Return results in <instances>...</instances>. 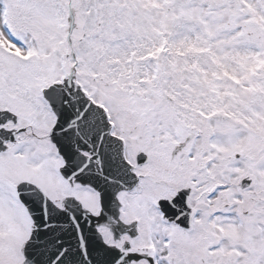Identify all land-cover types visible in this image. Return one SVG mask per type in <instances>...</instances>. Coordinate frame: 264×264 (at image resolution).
Instances as JSON below:
<instances>
[{
    "label": "snow or ice",
    "instance_id": "obj_1",
    "mask_svg": "<svg viewBox=\"0 0 264 264\" xmlns=\"http://www.w3.org/2000/svg\"><path fill=\"white\" fill-rule=\"evenodd\" d=\"M0 264H264V0H0Z\"/></svg>",
    "mask_w": 264,
    "mask_h": 264
}]
</instances>
